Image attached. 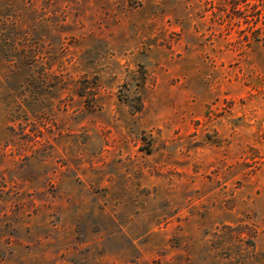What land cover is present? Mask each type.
Instances as JSON below:
<instances>
[{"label": "rangeland", "instance_id": "374dc122", "mask_svg": "<svg viewBox=\"0 0 264 264\" xmlns=\"http://www.w3.org/2000/svg\"><path fill=\"white\" fill-rule=\"evenodd\" d=\"M0 264H264V0H0Z\"/></svg>", "mask_w": 264, "mask_h": 264}]
</instances>
